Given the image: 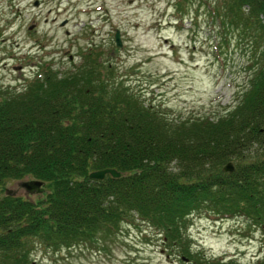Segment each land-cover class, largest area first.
<instances>
[{
  "label": "trees",
  "instance_id": "trees-1",
  "mask_svg": "<svg viewBox=\"0 0 264 264\" xmlns=\"http://www.w3.org/2000/svg\"><path fill=\"white\" fill-rule=\"evenodd\" d=\"M222 9L224 30H244L263 49L238 106L219 118L166 116L112 80L94 50L76 68L43 66L23 91L0 85V264H32L36 241L71 248L134 219L192 256L188 220L201 210L264 230V0H224ZM106 168L122 176L90 178ZM28 178L45 192H8Z\"/></svg>",
  "mask_w": 264,
  "mask_h": 264
},
{
  "label": "rangeland",
  "instance_id": "rangeland-1",
  "mask_svg": "<svg viewBox=\"0 0 264 264\" xmlns=\"http://www.w3.org/2000/svg\"><path fill=\"white\" fill-rule=\"evenodd\" d=\"M223 3L0 0V85L23 91L43 66L76 68L93 46L112 80L148 106L176 120L219 118L238 106L263 49L244 30L223 29L218 18L224 17ZM117 29L122 47L115 42ZM20 182L6 188L29 196ZM186 233L192 256L168 246L147 221L134 219L114 234L71 248L36 241L32 264H254L264 257V230L242 216L201 210L190 216Z\"/></svg>",
  "mask_w": 264,
  "mask_h": 264
},
{
  "label": "water",
  "instance_id": "water-1",
  "mask_svg": "<svg viewBox=\"0 0 264 264\" xmlns=\"http://www.w3.org/2000/svg\"><path fill=\"white\" fill-rule=\"evenodd\" d=\"M39 1H36L35 3L38 4ZM115 39H116V44L118 47H122L123 43L121 40V32L119 29H117L116 34H115ZM224 170L226 172H232L234 170V165L232 162H229L224 166ZM112 175L114 177H121L122 172L118 171L115 168H106L102 170H95L90 173V178L97 179V180H102L106 177V175ZM20 185L22 188H24L29 194H40L45 192V187H44V181L39 180V179H27L23 180L20 182ZM9 193L12 191L9 189Z\"/></svg>",
  "mask_w": 264,
  "mask_h": 264
},
{
  "label": "flooded vegetation",
  "instance_id": "flooded-vegetation-1",
  "mask_svg": "<svg viewBox=\"0 0 264 264\" xmlns=\"http://www.w3.org/2000/svg\"><path fill=\"white\" fill-rule=\"evenodd\" d=\"M34 24H35V23H34ZM68 32H69V31H68ZM92 48H93V46H90L89 50L92 49ZM89 50H88V51H89ZM73 57H74L73 55H70V59H73ZM82 58H83V56H82Z\"/></svg>",
  "mask_w": 264,
  "mask_h": 264
}]
</instances>
